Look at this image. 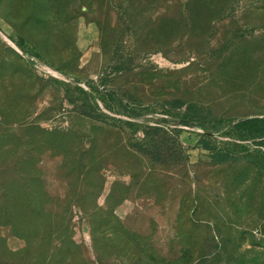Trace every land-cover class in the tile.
I'll list each match as a JSON object with an SVG mask.
<instances>
[{
  "label": "rangeland",
  "instance_id": "374dc122",
  "mask_svg": "<svg viewBox=\"0 0 264 264\" xmlns=\"http://www.w3.org/2000/svg\"><path fill=\"white\" fill-rule=\"evenodd\" d=\"M214 17L203 0H0V264H40L55 224L98 264L124 262L120 228L168 259L189 245L212 253L195 264H264V172L210 161L185 105L180 163L149 160L109 119L175 98L264 112V71L236 50L264 49V0ZM91 89L88 117L77 106Z\"/></svg>",
  "mask_w": 264,
  "mask_h": 264
},
{
  "label": "trees",
  "instance_id": "16d2710c",
  "mask_svg": "<svg viewBox=\"0 0 264 264\" xmlns=\"http://www.w3.org/2000/svg\"><path fill=\"white\" fill-rule=\"evenodd\" d=\"M203 1L209 14L215 17L221 15L227 5V0ZM236 50H238L237 55L240 56L239 62L243 68H248L250 65L254 75L264 71V49H260L255 61L249 58L242 43L237 45ZM96 93L95 89H91L86 95V100L77 106L80 114L88 117L94 115L87 109H91V103L95 102ZM98 97L104 100L101 96ZM184 105L183 112H181L183 117L180 121L203 127L204 131L199 134L197 145L207 152L210 161L214 164L235 166L241 164L248 169L254 168L264 172V112H254L234 118L224 117L211 112L204 113L194 105L189 104L188 106L185 101L175 98L155 104L128 101L125 110L126 118L110 117L109 119L115 124L112 126L128 134L129 147L149 160L157 163H180L187 158V154L186 148L179 139L180 128L175 125L177 121L173 118L180 114ZM109 108L117 110L114 107ZM157 108L163 116L172 119V125L167 123L166 117L155 120L144 117ZM235 177V175L232 177L233 181L237 179ZM118 232V239L122 244L120 249L125 257L122 264H195V258L200 260L206 258L209 253L212 254L202 246L188 245L181 247L179 257L168 259L163 254L157 253L152 246L144 245L135 234L127 232L124 228H120ZM48 237L50 243L46 247L40 264H98L89 259L85 250L72 240L67 227L55 224L48 233ZM214 250L213 258H216L220 254L221 247L215 244ZM191 256L194 257L191 258ZM230 256L232 264H251L235 261L233 253Z\"/></svg>",
  "mask_w": 264,
  "mask_h": 264
}]
</instances>
